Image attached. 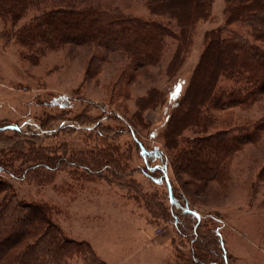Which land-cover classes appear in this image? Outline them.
Returning <instances> with one entry per match:
<instances>
[{
    "label": "rangeland",
    "instance_id": "1",
    "mask_svg": "<svg viewBox=\"0 0 264 264\" xmlns=\"http://www.w3.org/2000/svg\"><path fill=\"white\" fill-rule=\"evenodd\" d=\"M77 1L148 18L142 0ZM223 6L224 0H213L211 19L195 26L180 65L168 69L174 48L166 40L157 64L127 69L125 76L123 54L102 59L98 49L85 46L45 50L29 63L14 32L31 14L15 25L0 17V201L48 207L67 238L88 243L106 264H193L199 244L203 264H221V254L223 264H264V134L235 149L229 144L218 175L207 182L192 180L182 161L197 139L221 129L238 137V125L249 131L264 117V93L251 106L213 110L217 121L208 126H188L174 113L202 51L203 32L224 24ZM232 27L246 32L239 23ZM147 90L155 105L129 123ZM195 102L203 100L187 104L184 119L192 120ZM157 147L156 157L143 158ZM163 167L179 206L187 203L193 215L170 205L165 185L147 177L149 171L159 177Z\"/></svg>",
    "mask_w": 264,
    "mask_h": 264
},
{
    "label": "trees",
    "instance_id": "2",
    "mask_svg": "<svg viewBox=\"0 0 264 264\" xmlns=\"http://www.w3.org/2000/svg\"><path fill=\"white\" fill-rule=\"evenodd\" d=\"M76 1L0 0V17L11 25L31 14L30 19L14 32L26 61L31 63L45 50L65 45L92 47L99 50L102 59L107 54H123L127 60L122 74L125 76L127 69L134 72L157 64L163 57L167 48L165 41L168 40L174 48L168 62L170 70L186 59L195 26L211 19L213 4V0H142L148 18L136 19L124 16L117 8ZM222 14L223 25L203 32L202 51L183 95L174 104V113L180 117L178 122L184 120L189 122L188 126L198 127L201 122L205 126L214 124L217 120L211 115L213 110L245 108L256 103L264 93V0H224ZM235 23H239L246 32L233 30ZM198 89L196 98L203 103L195 102L197 110L192 120L184 119L185 106L191 107L196 99L187 98V95L196 93ZM151 90L137 100L136 111L131 114L133 117L127 119L129 123L137 121L141 111L153 106ZM176 126V123L171 125L172 133L167 134L169 138L173 137ZM244 128L246 126L238 125L240 134L234 138L228 137L229 129H221L211 138L197 139L195 147L184 150L182 161L185 167L188 165V176L205 182L216 177L218 166L227 157L226 150L232 149L229 144L235 149V145L256 141L264 134V117L252 123L249 131ZM158 148L144 151L143 158L152 160L158 155ZM207 166H211V172L207 171ZM79 168L90 172L85 166ZM149 172L147 177L152 182L160 181L165 185L170 205L194 214L187 203L179 206L165 167L156 178L152 171ZM259 175L264 176V166ZM12 200L5 198L0 201V264H106L88 243L67 238L48 217V207L26 206L19 202L10 205ZM199 247V251L192 254L196 261L193 264L205 262V252L201 244ZM221 259V264L226 262L225 254H221Z\"/></svg>",
    "mask_w": 264,
    "mask_h": 264
}]
</instances>
